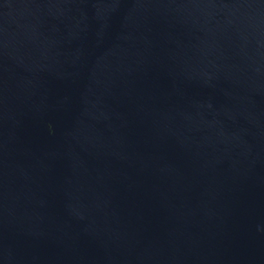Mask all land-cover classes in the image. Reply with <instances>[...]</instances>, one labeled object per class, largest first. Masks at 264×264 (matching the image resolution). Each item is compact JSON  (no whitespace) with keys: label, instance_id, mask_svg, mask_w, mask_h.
I'll return each instance as SVG.
<instances>
[{"label":"water","instance_id":"95a60500","mask_svg":"<svg viewBox=\"0 0 264 264\" xmlns=\"http://www.w3.org/2000/svg\"><path fill=\"white\" fill-rule=\"evenodd\" d=\"M0 264H264V0H0Z\"/></svg>","mask_w":264,"mask_h":264}]
</instances>
